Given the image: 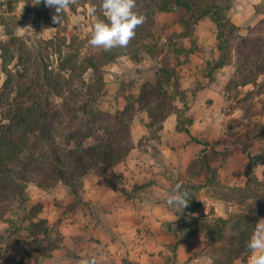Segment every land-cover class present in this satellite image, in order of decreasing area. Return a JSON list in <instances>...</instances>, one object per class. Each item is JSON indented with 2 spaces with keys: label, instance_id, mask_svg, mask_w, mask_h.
Returning <instances> with one entry per match:
<instances>
[{
  "label": "trees",
  "instance_id": "16d2710c",
  "mask_svg": "<svg viewBox=\"0 0 264 264\" xmlns=\"http://www.w3.org/2000/svg\"><path fill=\"white\" fill-rule=\"evenodd\" d=\"M87 1L91 7L98 8L96 19L107 22V17L99 10L100 0ZM136 5L135 11L143 14L146 20L137 27L135 37L126 48H114L110 52L101 49L99 55L80 56L63 38L45 41L50 46L54 42L59 45L55 68L50 65L48 56L28 45L27 40L13 36L1 19L4 26L1 36L8 41L0 40V68L4 75L0 87V221L7 224L0 235L7 232L8 236L0 243V264H41L60 246L56 226L37 219L41 204L27 205L29 183L41 190L61 184L77 195L82 189L81 179L93 170L107 187L120 190L121 178L112 168L132 148L130 125L138 110L146 112L149 121L145 127L153 133V138H158L163 121L175 114L176 131L187 134L191 142L211 146L210 153L214 154L213 145L200 143L190 135L188 128L193 120L186 116L188 100L181 89L180 75L153 40L151 30L157 13L184 12L187 19L181 17L179 20L183 26L179 36L189 40L193 36L192 27L208 18L216 29L218 55L214 60L205 61L204 77L211 83L214 72L233 64L234 74L225 90L250 85L252 89L246 92L243 100L257 98L264 108V78L260 79L264 75V63L258 61L264 54V43L250 36L238 37V27L228 17L230 0H136ZM36 6L45 10L41 3ZM62 49L67 54L65 57H62ZM141 53L151 57L162 55L151 88L143 83L137 98L125 97L122 110L113 113L100 110L99 99L105 86L104 67L121 56L140 62ZM52 97L61 102L55 103ZM176 101L183 109L176 107ZM242 112L241 120L250 118L251 114L243 108ZM241 120L232 119L229 125L237 127ZM226 130L229 137L234 135L230 127ZM96 133L102 134V140L97 145L85 147L84 141ZM203 151L190 163L188 172L191 176L205 172V185L219 186L216 172L209 166L208 156L202 155ZM263 163L264 151L248 156L247 175L251 179L242 187H232L220 194L224 202L244 206L246 214L227 219L216 217L207 226V245L227 244L212 264H233L250 254L246 244L254 229L251 220L264 216V190L254 192L250 180L259 185L252 169ZM185 189L191 197L186 209L198 208L199 202L193 200L200 186L181 188ZM179 219L177 214V223ZM228 229L232 235L227 233ZM181 238L174 241L173 252Z\"/></svg>",
  "mask_w": 264,
  "mask_h": 264
},
{
  "label": "crops",
  "instance_id": "0c3cea01",
  "mask_svg": "<svg viewBox=\"0 0 264 264\" xmlns=\"http://www.w3.org/2000/svg\"><path fill=\"white\" fill-rule=\"evenodd\" d=\"M245 2L246 0H236L234 8L250 7L249 1L247 5ZM4 9V0H0V37L4 29L1 25ZM160 18L163 17L157 15L155 20L160 21ZM234 18L233 22L236 24ZM206 19L199 22L206 24ZM175 30L179 32L178 29ZM196 36L202 44L205 42L201 32L193 34V37ZM208 50L209 46L205 45L199 59L207 61L217 57L214 49ZM126 60L133 64L127 56H121L108 64L109 72L105 73L104 82H108L109 78L120 79L121 75L128 72ZM186 70V76L192 75L190 69ZM129 74L133 73L129 71ZM192 79L193 76L190 82ZM137 81L125 89H117V110L124 108L126 96L138 97L143 83ZM180 83L181 89L187 94L186 90L192 87L191 83L185 84L184 79H181ZM213 86L214 82L209 84L207 81L206 87L194 89L193 104L201 103L205 97L210 96ZM245 87L252 89L250 85ZM111 98L115 102L114 96ZM189 116L193 120L188 128L191 137L200 143L213 145V152L226 149L227 157L222 164L214 159L210 160L208 153L211 154V146L205 147L191 142L187 134L176 131L175 114L169 115L163 121L157 139L149 137L151 132L145 127L149 121L148 116L145 111L138 110L130 125L132 148L127 156L112 168L113 173L121 178L119 191L107 187L103 178L93 170L81 179L82 189L77 195L71 194L61 184L50 190H41L29 183L26 189L27 205L41 204L42 209L37 219L45 220L50 226H56L61 238L59 248L41 264H77L78 260L93 254H103L106 264H212L213 259L206 254L207 244L198 243L195 236L181 232L184 222L179 220L177 223V214L180 213L177 212V207L172 208L166 204L168 195L177 184L182 188L200 186L195 198L198 193L207 192L202 199L204 203H199L198 208L186 213L193 216L213 211L215 216L223 218L225 203L220 195H212V190L217 186L205 185V172L191 176L188 172L189 165L197 160L199 153L204 150L202 155L208 156L209 166L216 172V182L226 185L235 183V170L237 165H241L240 172L243 173L236 186H244L249 177L248 156L264 151V136L253 135V129H248L244 135L234 133L229 137L226 129L223 133L219 130L218 120L209 119L206 114ZM233 118L241 120L238 116ZM246 120L249 118L244 119ZM257 139L261 141L258 143ZM256 168L264 170V163L257 164L252 171ZM255 176L259 182L260 177ZM179 216L181 218V215ZM4 236H8L7 232ZM177 238H181V242L173 252L172 246ZM249 256L250 254L245 262L236 260L233 263L248 264Z\"/></svg>",
  "mask_w": 264,
  "mask_h": 264
},
{
  "label": "rangeland",
  "instance_id": "374dc122",
  "mask_svg": "<svg viewBox=\"0 0 264 264\" xmlns=\"http://www.w3.org/2000/svg\"><path fill=\"white\" fill-rule=\"evenodd\" d=\"M235 1L236 0H230L228 17L230 18L231 22L238 27V37L250 36L258 38L264 43V0H246L245 4L249 1L250 7L245 6L241 8H234ZM38 3L43 4L45 10L37 9L36 5ZM4 4L5 9L1 14V19L4 21L6 28H8L13 36L27 40L28 45L38 49L44 56H48L50 65L53 68H55L58 64L57 51L59 49V45L57 42H54V44L50 46L45 41L63 38L66 40L67 44L71 45L72 48L76 50L77 53H79L80 56L100 54L102 48H94L88 44V40L90 39L92 32V26L96 21V17L89 15L91 6L87 0H76V3L70 5L69 8L64 12V19L61 24L52 23L51 17L55 14V9L45 6L44 0H40V2L39 0H4ZM157 15L163 18H160V21L155 20L152 27L151 31L153 34L154 43L159 46L164 57L168 58L170 65L176 68L177 73L180 75V80L184 79L185 84L188 83L189 85V83H191L192 85L191 88L188 87L186 90L188 92L186 94L188 100V111L186 112V116L193 114L196 116H202L206 114L209 119L219 121L218 127L221 133H223V131L226 129V126H228L234 133H242L244 135L245 131H248V129H253V135L257 134L260 137L264 136V108L261 106L257 98L249 99L247 101L243 100L244 95L250 90V87H239L232 91L225 90V86L234 74L233 64L224 66L214 72L213 93H211L210 96L205 97L201 103L198 102V104H193L194 97L192 94L195 96L194 89H199L200 87L203 88L207 85V79L204 77L206 60L199 59V55L202 53L203 47L208 45V51H213L214 49L218 55L216 47V29L213 23L207 18L206 24L203 22H198L192 27L193 34L201 32L204 35L203 39L205 42L202 44L197 36L196 38L192 36L193 38L190 40L181 38L179 36L181 33H183V26L179 20L181 17L187 19V16L184 15V12H159L156 14V16ZM233 17H235L234 21L236 24L233 22ZM48 28H54L55 30L43 32ZM175 29H178L179 32H177ZM0 40L8 41V38L3 35L0 37ZM189 43L191 44L190 48ZM195 49H197L196 52L194 51ZM66 55L67 54L63 51L62 57H65ZM69 55H72V53H69ZM140 55L142 57L140 62H133V64H131L126 60L129 70L128 72L121 75L120 79L114 80L109 78V81L105 82L104 94L99 99L100 110L110 113H113L115 110H117V98H119L117 89H125L126 86L129 87L133 85L136 80H138L137 82L139 83H148L149 86L153 83V73L160 67V58L162 55H158L156 57H151L146 53H141ZM209 57V59H211V56ZM143 60L146 62H142ZM259 60L264 63V54L258 59V61ZM232 61H234V58ZM255 63L257 64L258 62ZM186 69H190V73L192 75L186 76L188 72ZM103 71L105 76V73L109 72V70H107V66L104 67ZM129 71H131L133 74L130 75ZM192 76L194 79H192L190 82ZM85 77H87V75H85ZM263 78L264 76L260 79ZM3 80L4 75L2 74L0 68V87L3 83ZM111 96H114L115 102ZM52 99L55 103L61 102L59 98L52 97ZM262 99L264 100V95L262 96ZM176 107L178 109H183L182 104L178 103L177 101ZM242 108L247 111L248 115L251 114V118L246 121L242 120L240 125L237 127H234L233 124L229 125V122L234 119L233 117L238 116L241 119V115L243 113ZM149 137H154L153 133H150ZM100 140H102V134L96 133L93 138H89L84 141L83 145L85 147L97 145V142ZM256 141L259 143L261 139H257ZM256 147H258L257 144ZM208 156L210 157V160L214 159L215 162L222 164L227 157V152L226 149L220 150L218 152L214 151V154L208 153ZM242 166H244L243 163ZM241 169V165H237V169L235 170V183L231 185L219 183V186L212 190V195L218 197L221 193H227L228 189L232 187H242L236 186L239 184V178L243 173L240 172ZM244 170L245 169L243 168V171ZM253 173L254 177H256L255 175L260 177L259 185H257L253 180H250V184L254 192L264 190V170H261V168H256L253 170ZM249 179L251 178L247 177L246 181H249ZM205 194L208 193H198L196 198L194 197L196 200H193V202L197 201L201 205V203H204V200L202 199ZM224 203L225 209L223 213V219H227L232 215L246 214L244 206H240L232 201ZM177 212H179V215H181L179 220L184 222L181 232L183 234H191L195 236V239L198 240V243H207V226L212 223L213 219L217 217L215 216L214 212L209 211L208 214H192L193 216H191V214L189 215L186 213L190 212L189 210L186 208L183 210L179 207H177ZM261 218L262 217H256L255 219L252 218L251 221L254 225V228L258 220ZM6 229L7 224L3 221H0V232ZM227 233L231 235L233 234V232L230 230ZM3 235L4 234L0 235V243H2L3 237H5ZM226 245V242L206 245V254L212 259H216L220 256V249ZM246 259L247 257H244L243 259H240V262H245ZM240 262L238 264H240Z\"/></svg>",
  "mask_w": 264,
  "mask_h": 264
},
{
  "label": "clouds",
  "instance_id": "9594fccd",
  "mask_svg": "<svg viewBox=\"0 0 264 264\" xmlns=\"http://www.w3.org/2000/svg\"><path fill=\"white\" fill-rule=\"evenodd\" d=\"M44 3L45 6L55 9V14L51 17L52 23L61 24L65 10L76 3V0H44ZM136 7V0H100L99 10L107 17V22L96 19L88 44L94 48H102L105 52L114 48H126L135 37L137 27L146 20L143 14L135 11ZM97 11L98 8L92 6L89 15L95 17ZM53 30L55 29L48 28L43 32ZM181 188L177 184L169 193L166 200L169 207L183 210L188 207L191 197L186 189ZM246 247L250 252L248 264H264V218L258 220ZM77 264H106V257L103 254H93L78 260Z\"/></svg>",
  "mask_w": 264,
  "mask_h": 264
}]
</instances>
